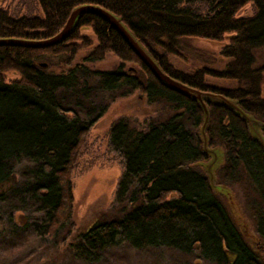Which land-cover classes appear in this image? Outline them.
Returning <instances> with one entry per match:
<instances>
[{
  "label": "trees",
  "instance_id": "1",
  "mask_svg": "<svg viewBox=\"0 0 264 264\" xmlns=\"http://www.w3.org/2000/svg\"><path fill=\"white\" fill-rule=\"evenodd\" d=\"M37 1L44 17H17L0 8V40L51 38L77 7L100 6L122 19L170 77L236 100L243 110L264 120V66L254 67V51L264 47V0ZM250 4L253 15L240 17ZM84 28H91L98 40L86 61H101L109 52L121 60L115 70L92 72L103 91H121L120 97H125L138 90L151 103L165 104L170 114L163 120H146L142 127L128 119L113 124L109 150L124 168L118 198L128 197L131 209L123 218L96 223L81 234L75 256L98 262L104 252L129 244L135 249L194 251L219 264H264L196 165L208 157L198 133L204 123L202 106L166 88L121 35L93 14H82L72 34L53 47L0 45V187H15V166L29 161L31 181L17 195L45 213L47 235L55 237L71 223L73 171L90 130L110 103L92 101L84 66L58 75L48 71L54 63L45 61L66 56L72 66L79 51L93 43L81 34ZM192 39L223 43L220 54L226 65L218 68L212 60L191 72L176 69L171 59L181 58L182 43ZM128 62L136 67L126 68ZM9 73L17 78L8 80ZM209 80L237 82L238 87H215ZM208 107L210 145L225 149L219 179L245 192L246 206L264 240V147L234 110L213 103ZM2 224L0 218V233Z\"/></svg>",
  "mask_w": 264,
  "mask_h": 264
},
{
  "label": "rangeland",
  "instance_id": "2",
  "mask_svg": "<svg viewBox=\"0 0 264 264\" xmlns=\"http://www.w3.org/2000/svg\"><path fill=\"white\" fill-rule=\"evenodd\" d=\"M0 8L17 17L28 14L44 17L37 0H0ZM252 15V4L240 13V17ZM81 34L88 36L93 43L79 51L72 66L67 64L66 56H49L45 61L54 63L48 71L58 75L67 74L76 65L84 66L89 70L87 87L90 88L88 94L92 96V101L101 106L110 103L106 113L90 130L82 155L73 171L71 181L74 203L71 223L60 229L55 237L45 233L47 223L45 213L28 198L17 195L31 181L28 174L33 165L27 160H22L15 166V187L12 183L0 187V218L3 221L0 233V264H219L205 259L194 251L182 252L169 247L135 249L129 244L104 252L98 262L86 261L75 256L81 234L96 223L121 219L131 209L128 197L118 198V184L124 168L120 159L109 150V133L113 124L121 119H128L136 126L142 127L146 120L151 118L163 120L170 114L165 104L151 103L148 96L138 90L125 97H120L121 91H103L98 77L92 72L115 70L121 65V60L109 52L101 61H86L87 56L98 45V40L91 28L82 29ZM182 44V57L171 59V63L178 70L191 72L201 67L204 62L212 60L218 62V68H223L227 63L220 54L223 43L192 39ZM254 54L256 58L254 67L264 66V47L256 49ZM125 65L126 68L136 67L130 62ZM16 78L15 74H8V80ZM208 84L223 88L238 87L237 82L209 80ZM245 124L247 126L246 122ZM201 128L202 126L198 130L200 137ZM209 146L224 150V160L216 171V184L227 186L233 192L236 204L230 206L228 198L223 194L219 195L236 224L240 223L244 236L248 237L250 244L264 258V240L257 233L254 219L246 206L245 192L237 186L224 184L219 179V172L225 164V149L220 145L212 146L210 142ZM207 156L204 163L211 160V157ZM199 167L207 174L203 166ZM11 186L14 189L5 192Z\"/></svg>",
  "mask_w": 264,
  "mask_h": 264
},
{
  "label": "water",
  "instance_id": "3",
  "mask_svg": "<svg viewBox=\"0 0 264 264\" xmlns=\"http://www.w3.org/2000/svg\"><path fill=\"white\" fill-rule=\"evenodd\" d=\"M82 14H93L110 25L111 28L115 29L123 38V40L128 44L132 51L140 58V60L148 67L156 79L161 82L166 88L174 91L191 101L199 103L204 110V123L201 128V139L203 142L204 152L211 157L209 163L200 162L196 164L197 166H203L207 171V176L209 178L210 187L217 194L225 195L230 206L236 204L233 192L224 185L216 184V171L222 164L224 160V150L215 147L211 148L209 146V139L206 133L210 112L208 108V103L220 104L226 106L235 111L237 116H239L243 121L247 123L248 131L251 136L256 139L264 147V121L257 119L250 113H247L240 106L238 101L229 99L228 97L215 94L211 92H204L199 89L193 88L186 85L166 74L154 58L150 55L148 50L139 42V40L134 36L131 30L123 23L122 19L111 13L110 11L94 5H83L79 6L73 10L69 20L67 21L64 28L55 36L42 40V41H28V40H0V45L2 46H17L24 48H50L64 42L73 32L76 27L77 21ZM243 235V228L240 227V223H237ZM250 243L247 236H244ZM253 246V245H252ZM254 247V246H253Z\"/></svg>",
  "mask_w": 264,
  "mask_h": 264
}]
</instances>
